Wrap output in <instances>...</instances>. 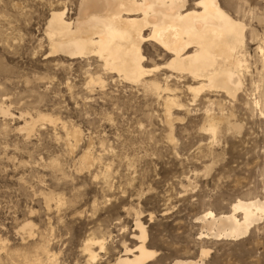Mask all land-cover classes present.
I'll use <instances>...</instances> for the list:
<instances>
[{
    "label": "rangeland",
    "instance_id": "1",
    "mask_svg": "<svg viewBox=\"0 0 264 264\" xmlns=\"http://www.w3.org/2000/svg\"><path fill=\"white\" fill-rule=\"evenodd\" d=\"M78 1L0 0V106L10 114L0 111V264H115L137 245L136 217L155 253L145 264L197 260L201 250L203 264H264V217L236 241L200 237L195 222L237 200L264 203V0H218L245 25L249 68L236 98L207 97L237 126L220 123L214 138L204 125L210 104L180 93L184 109L168 124L163 98L101 71L95 58H48L51 9L66 6L73 19ZM154 48L144 47L146 68L164 62ZM89 74L104 84L91 89ZM38 113L54 123L19 130ZM67 130L80 133L77 146ZM85 152L92 160L83 166ZM89 239L103 241L93 262Z\"/></svg>",
    "mask_w": 264,
    "mask_h": 264
},
{
    "label": "bare ground",
    "instance_id": "2",
    "mask_svg": "<svg viewBox=\"0 0 264 264\" xmlns=\"http://www.w3.org/2000/svg\"><path fill=\"white\" fill-rule=\"evenodd\" d=\"M58 9H51L46 25L48 58H95L101 63V71L139 85L145 93L161 101L163 98L168 124L172 122L174 108L184 109L179 101L180 93H187L192 104H210V110L204 111V125L207 124L204 130L213 138L219 124H226L229 118L224 117L221 103L207 97L236 98L242 92L249 67L244 52L245 25L230 16L218 0H194L192 3L189 0H79L73 19L68 17L70 10L66 6ZM146 45L156 48L163 64L145 67ZM259 53L264 71V49L259 48ZM94 84L103 85V78L89 74L87 86ZM254 103L259 105L257 100ZM214 104H217L218 114L212 108ZM0 111L10 115L1 106ZM40 121L54 123L51 117L38 113L24 119V127L19 130L33 132ZM227 124L237 127L228 121ZM66 136L77 146L78 131L67 130ZM79 160L84 166L92 158L85 152ZM263 217L262 200H237L228 213L216 215L208 211L195 222L202 224L200 237L236 241L244 238ZM24 227L31 228V224ZM135 227L132 239L137 245L133 249L125 248L115 264H145L154 257L155 253L146 247L148 235L139 217L135 219ZM95 244L103 249L101 240L89 239L84 244V252L91 262L97 257L92 250ZM40 249L46 252L44 247ZM208 254V250H201L200 259L180 260L174 264H203L202 258ZM23 259V264H42L38 259Z\"/></svg>",
    "mask_w": 264,
    "mask_h": 264
}]
</instances>
